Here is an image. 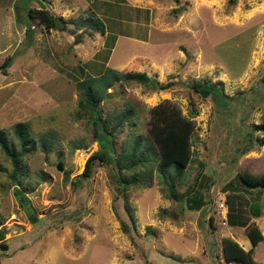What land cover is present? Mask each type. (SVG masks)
<instances>
[{"label":"rangeland","instance_id":"1","mask_svg":"<svg viewBox=\"0 0 264 264\" xmlns=\"http://www.w3.org/2000/svg\"><path fill=\"white\" fill-rule=\"evenodd\" d=\"M27 8L46 9L62 26L46 29ZM112 71L144 72L151 81H115ZM90 78L101 117L116 126L101 148L108 160L145 138L157 103L189 117L190 159L180 176L174 166L160 171L154 159L129 170L110 159L74 179L99 149L79 107ZM204 80L217 90L202 98L191 86ZM127 110L131 116L116 125ZM263 112L264 0H0V136L21 153L14 186L0 149V242L7 246L0 264H227L217 257L223 238L236 230L247 240V227L220 224L221 193L233 191L225 203L243 214L239 223L248 209L264 213V186L238 177L264 173ZM18 122L33 149L21 147ZM119 177L133 178L123 192L132 221ZM13 187L30 209L18 205ZM263 213L255 225L261 234ZM252 258L264 263V240Z\"/></svg>","mask_w":264,"mask_h":264},{"label":"trees","instance_id":"2","mask_svg":"<svg viewBox=\"0 0 264 264\" xmlns=\"http://www.w3.org/2000/svg\"><path fill=\"white\" fill-rule=\"evenodd\" d=\"M26 15L36 18L39 23L42 24L46 29L55 27V24L53 23V17L47 12L46 9L27 8ZM87 20L89 22L94 21L90 20L89 18ZM92 24L96 29H99L101 31V24L98 20H95L91 23V25ZM28 30L29 29L27 28V31ZM112 72L113 73H111V78L115 81L120 79V77L124 80H133L135 82L143 84H148L151 81L150 76L140 71L120 72L118 74L114 71ZM92 82L93 80L92 78H90L86 88L82 92L84 98L82 102H79V107L88 113L87 119L91 123L93 130L92 136L93 139L97 141L99 149L91 152L88 155V157L84 161L82 171L77 174L74 179L78 177L89 176L91 165L94 161L103 162L110 161V159L113 160L116 168L125 170H129V168L134 167V163L137 161L140 163V165L145 166L146 164L150 165L155 160L157 161L156 163L160 171H163L168 166H174V177L180 176L190 159L189 146L193 129L189 117L182 115L178 109L174 108L166 100L157 103L155 106L150 108V116L149 120L147 121L148 127L146 130L145 138H135L129 151H124L122 154L119 153L113 157L112 155H108V160L106 156L107 153L102 151L101 148H104L103 146L111 141V139H107L106 135H109L111 137L112 130L116 126L114 125L111 128H108V117H101L99 113L100 111L98 110L100 95L97 93V91H95V89H92ZM110 83H105V88H108L111 85ZM191 87L195 92L200 94L202 98L207 97L209 94H213V92L217 90V88H215V85L207 80H204L202 83L195 82ZM130 113V110H127L125 113H123L120 119L116 122V125H119L122 118H125L127 120V118L131 116ZM191 114L195 115L196 112L193 110ZM132 123L134 124V121ZM258 128L263 132L264 136V112L262 114V120ZM14 131L18 140L20 141L22 148L30 150L34 148L33 141L31 138H29L28 132L21 122L15 124ZM259 141L261 142L263 140ZM142 143H147V145L142 148ZM0 149L11 160L12 171L10 173V177H12V179L14 180V186L19 185V180L16 179V176L20 169L21 153L15 152L12 146H8V143L3 136H0ZM135 151H137L136 157ZM121 157L128 161V165L126 167L121 166ZM238 177L239 180L247 186H264V174L253 176L247 173H239ZM132 179L133 178L119 177V188H117L119 194L123 193L127 189V186L132 181ZM72 181L73 180H70L69 182ZM189 189L190 188H188V190ZM13 195L16 197L19 206L24 207L27 210L30 209L29 200L20 188L13 187ZM122 199L124 208L128 212L129 220L132 221L129 208L126 203V194L123 193ZM250 212L254 217H258L260 215V209H255V211L250 210ZM227 221L230 224L234 223L231 220L230 215ZM119 226L122 232H128L127 225L123 221L119 220ZM246 236L251 246H254L259 240L263 239V236L260 234L258 228L252 223L247 226ZM1 237L2 234L0 233V238ZM221 250L223 258L226 261L236 260L241 264H264L253 260L251 255V248L248 250H244L236 242L229 238H223Z\"/></svg>","mask_w":264,"mask_h":264},{"label":"crops","instance_id":"3","mask_svg":"<svg viewBox=\"0 0 264 264\" xmlns=\"http://www.w3.org/2000/svg\"><path fill=\"white\" fill-rule=\"evenodd\" d=\"M241 173H245V172H241ZM247 173V172H246ZM247 174H249V173H247ZM262 174H264V173H262ZM250 175H253V176H255L256 174H251L250 173ZM230 192H233V191H230V190H228V189H226V190H224L221 194H222V199H224V201H225V195L226 194H228V193H230ZM220 200V199H219ZM226 204V203H225ZM229 208V207H228ZM228 208H227V204H226V209L228 210ZM253 211H255V209H253ZM263 210H262V208H260V214H262L263 212H262ZM248 212H249V217H248V219H245L246 220V222L243 224V223H239V218L241 217V216H243V214L241 213V212H239V211H236L235 209H233V212H232V210H230V208H229V215H230V218H231V220L234 222V224H236V225H230L233 229L234 228H241V226H242V228H246L247 226H249L252 222V224H254V225H256V220H257V218L259 217V216H261V215H259L258 217H254V216H252V213L250 212V210L248 209ZM263 215H264V213H263ZM229 217V216H228ZM233 217V218H232ZM225 221H227V215H226V220ZM239 225H241V226H239ZM257 227V226H256ZM258 228V227H257ZM247 229V228H246ZM259 230V229H258ZM260 232V231H259ZM238 232L236 231V230H232L231 232L229 231L228 232V237H224V238H229V239H231V240H233L234 242H236L242 249H244V250H248V249H250L251 248V251L253 252V249H254V247L258 244V242H260V241H263L264 240V234H261V232H260V234L263 236V239H261V240H259L254 246H251V244H250V242H249V240H248V238H247V236H246V230H245V236H246V238H247V240H239L240 238H241V236H239L238 234H237ZM219 254H220V256L218 255L217 257H218V259H222L225 263H227V264H231V263H233V262H235L236 260H230V261H226L224 258H223V255H222V250H221V245H220V252H219ZM251 255H252V253H251ZM30 261V260H29ZM236 262H238V263H240L239 261H236ZM32 263V262H31ZM259 263H263V262H259ZM241 264V263H240Z\"/></svg>","mask_w":264,"mask_h":264},{"label":"built area","instance_id":"4","mask_svg":"<svg viewBox=\"0 0 264 264\" xmlns=\"http://www.w3.org/2000/svg\"><path fill=\"white\" fill-rule=\"evenodd\" d=\"M217 215H218V219L220 221V224H225V220H226V215H227V209H226V205H225V201L221 200L217 203Z\"/></svg>","mask_w":264,"mask_h":264},{"label":"water","instance_id":"5","mask_svg":"<svg viewBox=\"0 0 264 264\" xmlns=\"http://www.w3.org/2000/svg\"><path fill=\"white\" fill-rule=\"evenodd\" d=\"M53 23L55 24V26H56L57 28H60V27L62 26V25L59 23V21L57 20V18H53ZM73 38H74L73 40L76 41V39L78 38V34H75ZM55 168H56L57 170H61V166H60V163H59V162H57ZM6 248H7L6 244L0 242V250L3 251V250H5Z\"/></svg>","mask_w":264,"mask_h":264}]
</instances>
